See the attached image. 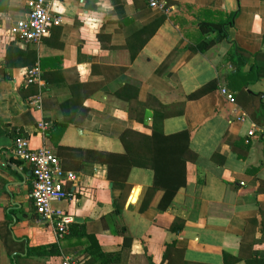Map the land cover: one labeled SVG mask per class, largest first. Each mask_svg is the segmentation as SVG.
Segmentation results:
<instances>
[{
    "label": "crops",
    "instance_id": "1",
    "mask_svg": "<svg viewBox=\"0 0 264 264\" xmlns=\"http://www.w3.org/2000/svg\"><path fill=\"white\" fill-rule=\"evenodd\" d=\"M28 1L0 0V264H14L9 251L18 252L21 239L17 264H60L66 256L89 264L82 231L104 253L119 252L120 264L264 262V136H248L264 130V78L246 82L227 60L234 43L258 53L264 68V0H162L167 15L148 0H58L51 12L61 24L39 44L11 32L27 17ZM217 11L237 13L227 39L217 37L206 54L192 51L201 38L197 23L218 20ZM253 63L249 58L246 70ZM33 67L41 75L28 85ZM125 82L139 86L137 96L132 88L122 96ZM210 82L215 90L162 122L166 135L188 132L196 159L161 210L163 191L146 195L153 172L127 170L119 137L125 130L150 135L157 103L178 108L180 98ZM16 137L51 150L76 176L66 186L70 196L52 204L74 223L61 238L34 209L30 169L11 154ZM49 245L59 256L25 258L27 246Z\"/></svg>",
    "mask_w": 264,
    "mask_h": 264
},
{
    "label": "trees",
    "instance_id": "2",
    "mask_svg": "<svg viewBox=\"0 0 264 264\" xmlns=\"http://www.w3.org/2000/svg\"><path fill=\"white\" fill-rule=\"evenodd\" d=\"M218 20L212 22H198L197 29L200 39L198 42L190 47L194 52L206 54L208 50L214 48L218 43L216 38L220 40L227 39V33L225 27H231L233 25V18L236 16V12L233 14H225L221 11H217ZM213 34L211 39L206 38V35ZM232 49L228 54L227 60L231 64V68L234 74H244L247 77L246 82H259L264 77V68L259 67L256 64V59L259 56L258 53L250 55L240 48L234 46L232 43ZM249 58L254 60V63L248 67L247 61ZM132 88L138 94L139 86L131 85L125 82L122 87L121 94L126 96L127 92ZM217 88L215 82H210L194 92L184 95L180 98L178 108H171V106H165L162 104H156V108L153 109L154 119L151 128L150 135H144L141 133L125 130L121 133L119 139L123 146L124 154L123 161L126 164L127 170L131 168L151 170L153 172V185L152 188L147 190L146 195L150 198L154 192L158 190L163 191L159 208L161 210L166 209L172 202L176 192L185 185V167L189 162H194L196 154L190 148V138L186 130L174 133L164 134L162 130L163 120L183 114L184 104L186 101L197 100L209 92H212ZM234 96V95H233ZM137 120L142 122L141 118L137 117ZM149 206V200L142 202L139 211L143 212ZM115 213L118 211L115 210ZM71 225H74L72 223ZM174 226H172V229ZM81 236H86L87 246L85 248V256L89 264H120V253H104L95 238L92 235H86L84 231L81 232ZM11 236V234H10ZM19 245L17 251H9V256L14 264H17V259L24 254V245L26 240L14 241ZM59 248L57 245H49L42 247H26V256L28 257H42V256H59ZM251 264V263H248ZM261 264L264 262L261 261Z\"/></svg>",
    "mask_w": 264,
    "mask_h": 264
},
{
    "label": "built area",
    "instance_id": "3",
    "mask_svg": "<svg viewBox=\"0 0 264 264\" xmlns=\"http://www.w3.org/2000/svg\"><path fill=\"white\" fill-rule=\"evenodd\" d=\"M58 0H29L27 8L29 10L25 19L17 21L12 27L13 36L28 44H39L48 35L52 26L61 24V19L52 15V5ZM150 9L167 15L169 8L162 0H148ZM41 72L38 67H33L26 71L25 82L33 85L38 82ZM220 94L233 104L234 96L226 88L220 89ZM32 103H40V95L37 94L32 99ZM243 114L240 118L244 120ZM41 128L44 126L39 125ZM255 134L264 136V130H251L248 133L249 138ZM11 154L14 159L27 165L30 169L32 182L30 199L37 215L44 221H47L56 230L58 238L67 233L69 224L72 219L60 210H55L52 204L60 202L70 196L66 186H72L76 181V176L70 171L61 168L56 155L49 149L40 148L33 150L29 146V142L21 137H16L13 141ZM60 264H85L82 258H73L66 256Z\"/></svg>",
    "mask_w": 264,
    "mask_h": 264
},
{
    "label": "water",
    "instance_id": "4",
    "mask_svg": "<svg viewBox=\"0 0 264 264\" xmlns=\"http://www.w3.org/2000/svg\"><path fill=\"white\" fill-rule=\"evenodd\" d=\"M128 201L134 202V199L131 197ZM136 201V200H135ZM74 222H81L80 219H74Z\"/></svg>",
    "mask_w": 264,
    "mask_h": 264
}]
</instances>
